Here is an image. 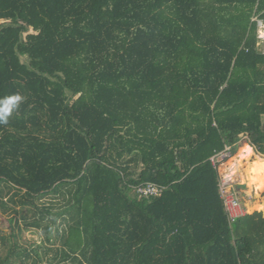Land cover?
Masks as SVG:
<instances>
[{"label": "trees", "instance_id": "16d2710c", "mask_svg": "<svg viewBox=\"0 0 264 264\" xmlns=\"http://www.w3.org/2000/svg\"><path fill=\"white\" fill-rule=\"evenodd\" d=\"M0 22V98L25 97L0 264H264V217L229 224L210 161L264 152V0H0Z\"/></svg>", "mask_w": 264, "mask_h": 264}, {"label": "clouds", "instance_id": "9594fccd", "mask_svg": "<svg viewBox=\"0 0 264 264\" xmlns=\"http://www.w3.org/2000/svg\"><path fill=\"white\" fill-rule=\"evenodd\" d=\"M256 36L258 45L260 42H264V23L259 24ZM24 100L25 97L19 93L0 98V124H7L10 116L18 110ZM240 135L243 136L244 134L241 133ZM236 146L235 144L226 145L225 150H230L231 147ZM229 169L224 177L225 180H231L233 176L239 173L240 183L247 182L252 193L255 194L256 202L248 208V211L254 210L264 213V195H262L264 193V152H261L257 145L250 141L243 143L239 146L237 158L229 162Z\"/></svg>", "mask_w": 264, "mask_h": 264}, {"label": "rangeland", "instance_id": "374dc122", "mask_svg": "<svg viewBox=\"0 0 264 264\" xmlns=\"http://www.w3.org/2000/svg\"><path fill=\"white\" fill-rule=\"evenodd\" d=\"M259 50L264 52V42L259 43ZM243 143H245V141L241 140L237 144L236 153L232 155L231 158L227 159L222 164H220V166H218L217 168V172L219 175V179L222 182H229V184L233 185L236 188L242 209L244 210L245 214L250 215V214L257 212L254 210L252 212L248 211V208L251 207L252 204L256 202V197H255V194L252 193V190L248 188L247 182L243 184L240 183L241 177H239L240 176L239 173L233 176L232 180H225L223 178L227 175V171L230 170L229 162H232L237 158L239 146H241ZM262 195H264V193H262ZM9 218H10V215H5L0 211V230L2 231L3 234L7 236L11 234V228L8 222ZM42 239L43 238L40 232L37 230H33V229L23 230L20 233V235L17 237L19 244L24 248H32V247L38 246L42 242Z\"/></svg>", "mask_w": 264, "mask_h": 264}, {"label": "built area", "instance_id": "2783aa9c", "mask_svg": "<svg viewBox=\"0 0 264 264\" xmlns=\"http://www.w3.org/2000/svg\"><path fill=\"white\" fill-rule=\"evenodd\" d=\"M231 148L230 150L224 149L221 152L216 153L211 159V164L214 168H218L227 159L231 158ZM165 188L158 186L153 183H145L137 186L135 188V193L139 198L146 197H156L162 194ZM219 198L223 202V207L226 212L229 224H234L239 218L245 215L244 210L241 207L240 199L236 188L229 184V182H222L219 179L218 182Z\"/></svg>", "mask_w": 264, "mask_h": 264}, {"label": "crops", "instance_id": "0c3cea01", "mask_svg": "<svg viewBox=\"0 0 264 264\" xmlns=\"http://www.w3.org/2000/svg\"><path fill=\"white\" fill-rule=\"evenodd\" d=\"M256 213H258V214H260L262 217H264V214L263 213H261V212H256ZM254 214V213H253ZM253 214H250V215H253ZM245 215H248V214H245Z\"/></svg>", "mask_w": 264, "mask_h": 264}, {"label": "bare ground", "instance_id": "6f19581e", "mask_svg": "<svg viewBox=\"0 0 264 264\" xmlns=\"http://www.w3.org/2000/svg\"><path fill=\"white\" fill-rule=\"evenodd\" d=\"M240 177V176H239ZM224 178V177H223ZM232 180V179H231ZM248 188H249V186H248Z\"/></svg>", "mask_w": 264, "mask_h": 264}]
</instances>
